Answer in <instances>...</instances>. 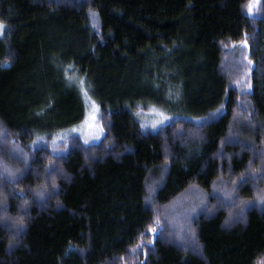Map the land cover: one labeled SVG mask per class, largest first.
I'll list each match as a JSON object with an SVG mask.
<instances>
[{"label": "trees", "instance_id": "obj_1", "mask_svg": "<svg viewBox=\"0 0 264 264\" xmlns=\"http://www.w3.org/2000/svg\"><path fill=\"white\" fill-rule=\"evenodd\" d=\"M0 24V264H264V0H0Z\"/></svg>", "mask_w": 264, "mask_h": 264}, {"label": "rangeland", "instance_id": "obj_2", "mask_svg": "<svg viewBox=\"0 0 264 264\" xmlns=\"http://www.w3.org/2000/svg\"><path fill=\"white\" fill-rule=\"evenodd\" d=\"M1 25V24H0ZM3 33V26L0 27V37ZM85 95V108H86V117L82 124L79 127H76L73 131V134H78L82 136L85 140L90 142H95L101 135V128L99 124V108L97 104L92 100V98L87 95V92H84ZM171 102V98L168 100V103ZM167 103V104H168ZM158 112V111H155ZM161 112V111H160ZM159 112L156 114H144L141 116L140 121L146 124L148 128H153L161 124Z\"/></svg>", "mask_w": 264, "mask_h": 264}, {"label": "snow or ice", "instance_id": "obj_3", "mask_svg": "<svg viewBox=\"0 0 264 264\" xmlns=\"http://www.w3.org/2000/svg\"><path fill=\"white\" fill-rule=\"evenodd\" d=\"M0 27H2V25H0Z\"/></svg>", "mask_w": 264, "mask_h": 264}]
</instances>
